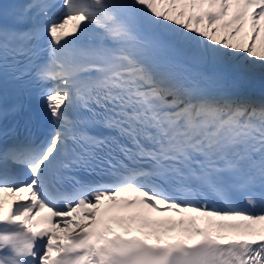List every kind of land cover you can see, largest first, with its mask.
Returning <instances> with one entry per match:
<instances>
[{
  "label": "snow or ice",
  "instance_id": "1",
  "mask_svg": "<svg viewBox=\"0 0 264 264\" xmlns=\"http://www.w3.org/2000/svg\"><path fill=\"white\" fill-rule=\"evenodd\" d=\"M0 264H264V0L0 3Z\"/></svg>",
  "mask_w": 264,
  "mask_h": 264
},
{
  "label": "bare ground",
  "instance_id": "2",
  "mask_svg": "<svg viewBox=\"0 0 264 264\" xmlns=\"http://www.w3.org/2000/svg\"><path fill=\"white\" fill-rule=\"evenodd\" d=\"M60 235H63V233H60Z\"/></svg>",
  "mask_w": 264,
  "mask_h": 264
},
{
  "label": "rangeland",
  "instance_id": "3",
  "mask_svg": "<svg viewBox=\"0 0 264 264\" xmlns=\"http://www.w3.org/2000/svg\"><path fill=\"white\" fill-rule=\"evenodd\" d=\"M24 195H27V194H24Z\"/></svg>",
  "mask_w": 264,
  "mask_h": 264
}]
</instances>
